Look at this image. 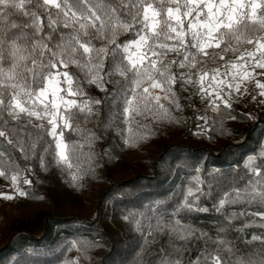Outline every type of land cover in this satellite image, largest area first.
<instances>
[{"label": "snow or ice", "instance_id": "snow-or-ice-1", "mask_svg": "<svg viewBox=\"0 0 264 264\" xmlns=\"http://www.w3.org/2000/svg\"><path fill=\"white\" fill-rule=\"evenodd\" d=\"M12 10L28 22H11L15 15ZM261 33L264 3L259 0H0V138L12 145L9 135L16 137L25 158L39 153L42 166H46L45 157H51L58 167H75L79 173L83 158L93 156L84 152L85 145L91 147L100 138L87 127L91 117L99 115L97 106L111 101L113 108L121 107L122 112L110 114L105 127L123 116L130 139L133 129H139L137 117L159 114L171 118L165 102L180 107L177 84L181 92L192 86L195 94L216 110L220 103L230 107L224 96L240 94L241 86L254 79L255 70H264ZM247 46H253L252 50ZM114 76L120 79H109ZM107 84L115 85L111 92ZM85 85H96L108 94L103 100L90 96ZM256 86L264 96V83L257 80ZM25 118L32 119L23 127L34 128L37 133H26L27 144L19 136ZM13 121L16 127L3 130ZM72 133L79 139H71ZM4 158L5 152L0 150V167L5 164ZM255 159L250 157L245 167L257 178L243 189L225 193L214 206L217 213L223 214L226 206L245 203L264 207V172L257 171ZM193 171L199 173L200 169ZM73 179H78L76 173ZM23 183L31 181L25 178ZM205 183L199 175L193 176L189 184L195 187H188L171 213L161 212L159 201L152 207V216L140 213L148 221L149 233L167 231L171 239L183 242L198 238L195 234L199 230L191 224H183L180 219L166 223L164 218L208 212V208L199 206L202 196H211V191L205 193L200 187ZM236 218L237 213H232L230 219ZM136 229L142 231L140 221H136ZM204 236L206 233L201 232L200 237ZM226 250L232 252L231 248ZM160 264L181 262L163 257ZM193 264H209V257L202 253ZM211 264H221L220 257H213ZM233 264L255 261L238 258Z\"/></svg>", "mask_w": 264, "mask_h": 264}, {"label": "trees", "instance_id": "trees-1", "mask_svg": "<svg viewBox=\"0 0 264 264\" xmlns=\"http://www.w3.org/2000/svg\"><path fill=\"white\" fill-rule=\"evenodd\" d=\"M12 11L11 22H28ZM70 70L79 74L74 66ZM105 87L111 92L115 85ZM175 88L180 107L165 102L171 118L137 117L139 129H133L131 139L123 116L105 127L110 114L122 112L121 107L113 108L111 101L97 106L99 115L91 117L87 127L100 138L91 147L85 145L84 152L93 156L83 158L79 173L75 167H58L51 157H45L46 166H42L39 153L25 158L16 137L9 135L12 145L0 138L4 144L0 150L5 152V164L0 167V264H160L163 257L193 264L202 253L209 257V264L215 256L221 264H233L238 258L255 264L264 260V216L257 215L264 213V207L226 206L223 214L214 209L225 193L243 189L257 178L245 167L250 157L256 158L257 171L264 172V96L249 86L246 94L233 96L230 107L218 102L219 110L211 111L203 101L200 112L206 113V120L199 124V114L189 112L188 92ZM85 91L101 100L108 94L96 85H85ZM27 120L19 133L25 144L26 133L37 134L34 128L23 127ZM16 126L13 121L3 130ZM65 138L69 139V133ZM70 138L79 139L75 133ZM197 168L199 173L193 171ZM196 175L206 181L200 185L204 192L211 191V196H202L199 202L209 211L164 220L191 224L199 230L198 238L183 242L171 239L167 231L149 233L148 221L140 213L152 216L157 201L161 212L171 213L188 187H195L189 181ZM25 178L31 183L24 184ZM13 182L24 199L1 195ZM232 213H237L236 219H230ZM136 221L141 222L142 231H137ZM201 232L206 236L200 237ZM218 240L228 243L218 245Z\"/></svg>", "mask_w": 264, "mask_h": 264}, {"label": "rangeland", "instance_id": "rangeland-1", "mask_svg": "<svg viewBox=\"0 0 264 264\" xmlns=\"http://www.w3.org/2000/svg\"><path fill=\"white\" fill-rule=\"evenodd\" d=\"M259 2L264 3V0H259ZM261 35H264V33L261 34ZM252 48H253V46H247V50L248 51H251ZM232 58L234 59V57H232ZM257 80H259L260 83H264V70L256 69L255 73H254V79H252L251 81H246L241 86V93L240 94H233V96H235V95L242 96V95L246 94L249 86H255L257 88V86H256V81ZM176 86H179V84H177ZM245 89H246V91H245ZM259 91H261V89H259ZM186 92H188V94H189V98H188L189 103H190L189 112L190 113H192L194 111L197 112L199 114V116H198L199 124L204 123L205 120H206V113L200 112L201 108H203V107H201L202 106V102L205 101L207 103L205 106H208L209 110H211V111L216 110L215 106L209 104L207 102V100L201 99V97L198 94H195L196 89H194L190 85L188 86V90ZM233 96L231 98H229L227 95H225L224 99L228 100V103L230 105H232L233 104ZM28 119H30V118H28ZM37 122L40 123L39 121H37ZM21 191L22 190H20L19 188L16 187V183L13 182L10 185V187L8 188V191L3 192L1 195L5 196V197H16V198H19V199H24V194L23 195L20 194Z\"/></svg>", "mask_w": 264, "mask_h": 264}, {"label": "built area", "instance_id": "built-area-1", "mask_svg": "<svg viewBox=\"0 0 264 264\" xmlns=\"http://www.w3.org/2000/svg\"><path fill=\"white\" fill-rule=\"evenodd\" d=\"M30 119H32V118H30ZM39 122H41V121H39Z\"/></svg>", "mask_w": 264, "mask_h": 264}, {"label": "crops", "instance_id": "crops-1", "mask_svg": "<svg viewBox=\"0 0 264 264\" xmlns=\"http://www.w3.org/2000/svg\"><path fill=\"white\" fill-rule=\"evenodd\" d=\"M263 34V33H262Z\"/></svg>", "mask_w": 264, "mask_h": 264}]
</instances>
